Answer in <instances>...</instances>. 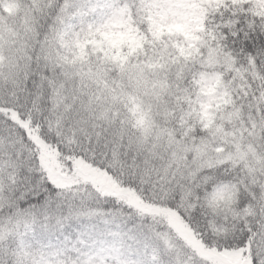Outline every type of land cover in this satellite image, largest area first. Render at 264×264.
<instances>
[{
	"label": "snow or ice",
	"instance_id": "1",
	"mask_svg": "<svg viewBox=\"0 0 264 264\" xmlns=\"http://www.w3.org/2000/svg\"><path fill=\"white\" fill-rule=\"evenodd\" d=\"M0 264H264V0H0Z\"/></svg>",
	"mask_w": 264,
	"mask_h": 264
}]
</instances>
